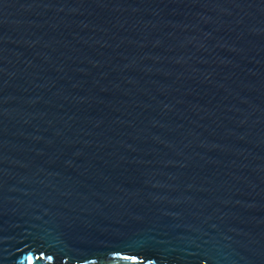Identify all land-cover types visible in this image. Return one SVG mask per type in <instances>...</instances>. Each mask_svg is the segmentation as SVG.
<instances>
[{
    "label": "water",
    "instance_id": "obj_1",
    "mask_svg": "<svg viewBox=\"0 0 264 264\" xmlns=\"http://www.w3.org/2000/svg\"><path fill=\"white\" fill-rule=\"evenodd\" d=\"M0 264H264V0H0Z\"/></svg>",
    "mask_w": 264,
    "mask_h": 264
}]
</instances>
